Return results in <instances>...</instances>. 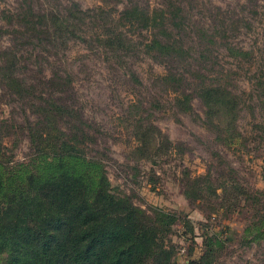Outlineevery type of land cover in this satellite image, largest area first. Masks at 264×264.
<instances>
[{
  "label": "rangeland",
  "instance_id": "obj_1",
  "mask_svg": "<svg viewBox=\"0 0 264 264\" xmlns=\"http://www.w3.org/2000/svg\"><path fill=\"white\" fill-rule=\"evenodd\" d=\"M261 83L264 0H0V161L71 140L176 264H264Z\"/></svg>",
  "mask_w": 264,
  "mask_h": 264
},
{
  "label": "trees",
  "instance_id": "obj_2",
  "mask_svg": "<svg viewBox=\"0 0 264 264\" xmlns=\"http://www.w3.org/2000/svg\"><path fill=\"white\" fill-rule=\"evenodd\" d=\"M125 15L152 20L135 10ZM56 18L53 28L62 31ZM204 93L209 105L225 104L218 89ZM54 147L30 168L0 161V264H176L165 244L174 216L148 218L71 140Z\"/></svg>",
  "mask_w": 264,
  "mask_h": 264
}]
</instances>
